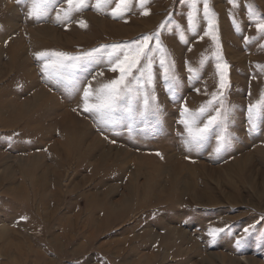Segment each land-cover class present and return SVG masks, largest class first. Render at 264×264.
<instances>
[{"label": "rangeland", "instance_id": "1", "mask_svg": "<svg viewBox=\"0 0 264 264\" xmlns=\"http://www.w3.org/2000/svg\"><path fill=\"white\" fill-rule=\"evenodd\" d=\"M116 2L88 0L65 20L66 0H52L36 20L32 0H0V264H264V111H248L264 104V38L246 11L264 16V0H210L217 40L202 5L189 25V0H149V15L134 3L113 18ZM146 35L152 80L141 68L136 95L128 77L134 116L84 112V89L120 75L107 52ZM217 45L229 66L222 97ZM41 51L94 57L49 77ZM185 107L199 127L222 113L200 142Z\"/></svg>", "mask_w": 264, "mask_h": 264}, {"label": "snow or ice", "instance_id": "2", "mask_svg": "<svg viewBox=\"0 0 264 264\" xmlns=\"http://www.w3.org/2000/svg\"><path fill=\"white\" fill-rule=\"evenodd\" d=\"M20 2V0H18ZM67 8L61 9L63 14V19L67 20L73 13H78L89 6L88 0H66ZM113 3V0H95V8L97 10H102L109 7ZM136 3L142 9L143 15H149L150 13L146 10V5L149 0H118L115 3V8L111 10V15L113 18H119L131 11L133 4ZM190 11L188 13L187 19L190 26H195L197 23V18L201 11L199 7L202 5V14L204 20L207 22L208 31L205 35H212L213 40H217L218 37L214 35L217 30L216 25V15L212 8L210 7V0H189ZM228 3L233 7H239V0H228ZM52 0H32V6L28 10V17L34 18L36 20L42 19L48 11L49 7H52ZM249 15L250 22L254 23L256 31L261 34V38H264V16L257 14L254 9H246ZM62 17L60 14L57 15V20ZM80 27H87L84 21L79 22ZM233 26L239 31V26L233 18ZM153 39L152 36H143L141 39L134 41L127 45H114L112 51L107 52L108 62L113 65L111 70L113 72H119L120 75L117 79L110 81L107 84L102 85L101 88L96 89L95 92L92 90L91 85L84 89V105L83 111L87 113H93L102 122L112 123L117 120V113L126 114L128 117L134 116L133 106L131 103V97L133 95V89L129 87L131 83L128 77L131 76L133 80L137 82L136 95H139V89L143 88L140 84V80L144 77V71L141 68L148 71V79L146 83L150 84L152 80L151 75V57L149 52V42ZM245 42H248V38L245 37ZM157 45H159V37H156ZM103 49H96L94 52H102ZM162 52L163 50L160 49ZM94 52L85 53L83 56H72L63 52H49L41 51L35 53V57L38 61L42 62L43 71L46 76L49 77H59L63 73L74 71L81 64H84L94 57ZM144 64H141V61ZM216 71L219 75V89L218 96H223V90L226 89L228 84V64L223 60L222 55L219 51V45H217L216 53ZM161 67L165 66V58L162 57L160 60ZM137 69L140 73L139 78L133 74V69ZM191 72L192 69H189ZM217 97L214 96V100ZM150 99L154 100V97H150L145 94L143 97V107L145 112L150 107ZM220 106H223V100H220ZM264 111V104H253L250 105L248 111L250 116L256 115L257 108ZM204 108L200 109V113H204ZM222 113L217 112V115L208 119L207 123L203 127H199L196 122V117L194 114H189V110L185 107L182 113L184 119L181 121L184 123L189 137L193 142H200L206 138L209 131L217 124ZM159 155V153H157ZM218 230H213L216 232ZM245 234L249 232V229L244 230ZM244 237L238 240L236 243L239 246L243 242Z\"/></svg>", "mask_w": 264, "mask_h": 264}]
</instances>
